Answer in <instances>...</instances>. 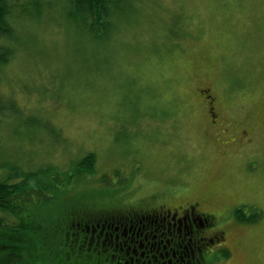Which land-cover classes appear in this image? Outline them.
<instances>
[{"label": "rangeland", "instance_id": "374dc122", "mask_svg": "<svg viewBox=\"0 0 264 264\" xmlns=\"http://www.w3.org/2000/svg\"><path fill=\"white\" fill-rule=\"evenodd\" d=\"M41 2L9 20L12 55L0 66V166L57 181L25 215L50 236L70 198L194 204L214 217L198 235H218L209 264H264V0H123L96 40L66 17L68 0ZM87 153L95 173L73 174ZM238 207L261 216L238 221ZM194 215L181 224L195 231Z\"/></svg>", "mask_w": 264, "mask_h": 264}, {"label": "trees", "instance_id": "16d2710c", "mask_svg": "<svg viewBox=\"0 0 264 264\" xmlns=\"http://www.w3.org/2000/svg\"><path fill=\"white\" fill-rule=\"evenodd\" d=\"M42 0H0V66L12 55L15 39L10 19L16 11L27 14L29 7L41 8ZM123 0H68L66 17L89 38L107 39L114 28L115 15L124 9ZM39 10V9H38ZM10 43V44H9ZM6 107L0 101V115ZM8 110V109H7ZM0 178V264H209L207 255L212 238L200 237L202 228L214 223L210 213H198L191 225L184 214L173 218L160 209H120L104 204L78 203L70 198L62 209V227L52 235L42 231L31 216L27 204L47 201L51 187L50 171L39 168L24 171L7 168ZM72 173L90 176L95 173V156L87 153L72 166ZM98 193V192H97ZM96 193V194H97ZM104 205V206H101ZM238 221L255 222L260 210L249 213L238 207ZM182 225V226H181ZM223 257L227 250L219 251Z\"/></svg>", "mask_w": 264, "mask_h": 264}, {"label": "flooded vegetation", "instance_id": "af4514ba", "mask_svg": "<svg viewBox=\"0 0 264 264\" xmlns=\"http://www.w3.org/2000/svg\"><path fill=\"white\" fill-rule=\"evenodd\" d=\"M201 91L203 93L202 97L208 109L207 110L208 121L210 122V124L211 123L213 124V125L211 124L213 127H215L217 125L216 122H214V118L216 117V112L214 110L215 99L213 97L205 95V92L207 91L206 89H202ZM193 209H195L194 204L188 208H180V209L175 207L173 209H169V208H165L163 205L160 206V211H168L170 214H172L173 218L184 214H187L186 216L190 217L191 215L195 214Z\"/></svg>", "mask_w": 264, "mask_h": 264}]
</instances>
